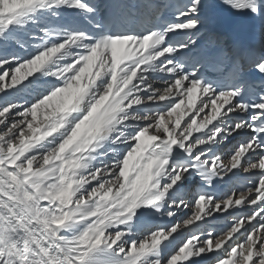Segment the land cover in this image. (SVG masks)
Instances as JSON below:
<instances>
[{"label": "snow or ice", "instance_id": "snow-or-ice-1", "mask_svg": "<svg viewBox=\"0 0 264 264\" xmlns=\"http://www.w3.org/2000/svg\"><path fill=\"white\" fill-rule=\"evenodd\" d=\"M0 264H264V0H0Z\"/></svg>", "mask_w": 264, "mask_h": 264}, {"label": "bare ground", "instance_id": "bare-ground-1", "mask_svg": "<svg viewBox=\"0 0 264 264\" xmlns=\"http://www.w3.org/2000/svg\"><path fill=\"white\" fill-rule=\"evenodd\" d=\"M188 211H189V210H187V209L185 210V212H188ZM223 225H224V221L221 220V221H218L217 224H216L215 226H216L217 228H220V227H222Z\"/></svg>", "mask_w": 264, "mask_h": 264}]
</instances>
